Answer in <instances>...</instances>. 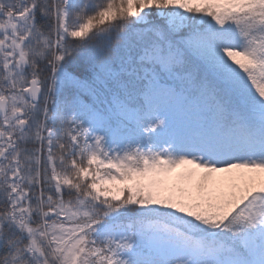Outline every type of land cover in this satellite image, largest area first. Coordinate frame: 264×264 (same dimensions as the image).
<instances>
[{
    "label": "snow or ice",
    "instance_id": "snow-or-ice-1",
    "mask_svg": "<svg viewBox=\"0 0 264 264\" xmlns=\"http://www.w3.org/2000/svg\"><path fill=\"white\" fill-rule=\"evenodd\" d=\"M0 264H264V0H0Z\"/></svg>",
    "mask_w": 264,
    "mask_h": 264
}]
</instances>
